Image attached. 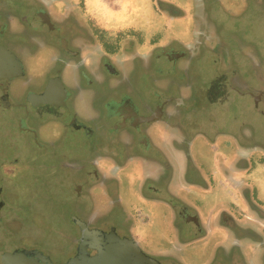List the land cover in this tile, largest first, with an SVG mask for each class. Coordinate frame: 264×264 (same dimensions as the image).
<instances>
[{"label":"flooded vegetation","instance_id":"obj_1","mask_svg":"<svg viewBox=\"0 0 264 264\" xmlns=\"http://www.w3.org/2000/svg\"><path fill=\"white\" fill-rule=\"evenodd\" d=\"M24 1L28 9L0 0V116L14 113L9 147L13 134L27 135L34 167L54 160L43 184L56 192H43L72 245L79 219L124 232L161 264H264V40L236 26L227 37L211 9L208 28L199 0L185 8L159 0L172 33L144 52L133 36L108 35L142 25L132 21L135 0L110 9L100 0ZM2 157L0 211L17 198L10 186L23 165L12 148ZM114 215L122 223L104 221ZM155 219L164 236L153 235ZM42 250L5 251L1 264L7 253L49 257Z\"/></svg>","mask_w":264,"mask_h":264},{"label":"rangeland","instance_id":"obj_2","mask_svg":"<svg viewBox=\"0 0 264 264\" xmlns=\"http://www.w3.org/2000/svg\"><path fill=\"white\" fill-rule=\"evenodd\" d=\"M103 1L108 3V5H105L102 3V0H100V3L104 7L103 9H110L113 7V0ZM158 1L159 0H135L134 4H136L135 10L137 13L134 12L135 14H133V12H131L132 21L134 20V22H137V20L140 19L142 21V25L138 26L136 24V26L128 30L130 32H123L122 34H117L116 31H120L122 28L121 26L116 25L114 32H108V35L113 37H116L117 35L133 36V40L139 42L136 47L140 50L144 49V52L153 50L156 45L155 41L157 39H160L158 44L165 43L172 33L171 25L169 24V21H167L161 16V13H159L156 7V4L159 3ZM199 1L203 3L199 8L194 5V7H196L195 11L197 9L200 12L204 11V13L207 14L206 10L211 9L210 13L215 15V18L224 22L223 28L224 26H227L224 28L228 32L226 33L227 37L231 36L232 33L234 34L233 29L236 26L237 31L241 36L246 35L250 38L254 37L261 42L264 40V0H236L239 6H235V4L232 3L230 5L231 7L228 5L229 0H221L223 2L222 5H220V0ZM144 2L147 3L145 5L147 11L142 10L144 9ZM179 3L184 8L187 6V3L183 0H180ZM15 4L28 9L26 7L25 1L22 2V0H15ZM227 7L232 10V14L228 13V11H223L225 8L228 10ZM139 10L141 11L139 12ZM139 14L141 15V18ZM187 14L190 19L193 17V13L191 12V9L188 10V7ZM202 19L205 21V24L208 28H212V30L214 29L215 23L209 21L208 14L202 16ZM158 31L164 32L162 33ZM242 54L245 58H249L250 60L252 59L254 62L252 53L248 49H245V46L242 47ZM211 72L212 69H209L208 72L206 71V75L210 74ZM252 73L256 75L254 70ZM240 103L241 101L237 100L238 107H240L244 111V114H246L247 107L241 105ZM243 103L252 107V103L249 100H243ZM13 115L14 113H8L0 116V157L3 158V154L6 156V158H8V150L12 148L14 152L18 153L23 165L21 166V169L18 171L17 175L14 177L15 179L13 180V186H10V188L16 189L15 197L17 198L9 200L5 209L0 211V264L1 255L5 251L12 252L16 249H21L22 247L25 249L40 247L47 252L46 253L44 250H42L52 259L55 264L67 262L76 253L77 245L81 235L80 232L75 229L74 238L76 241L72 245L67 234L62 231V228L64 227V221L61 222L59 217L60 215L57 212H54L53 209H47V206L51 207L53 203L49 202L48 195L43 191L50 190V193H55L56 186L55 184H51L48 185L47 188V185H44L43 183H46L47 179H49L51 176L50 171L46 167L53 165L54 160L45 156L40 160V163H43L44 165H41V168L34 167L32 159L36 152L34 153V150L31 146L32 140H30V137L27 135L13 134L15 142H11L12 145L9 147V130L6 124L10 119H12ZM255 115L256 114H254V116ZM251 117L253 116L251 115ZM10 131L12 132V130ZM5 169L6 168H4V170ZM1 172H4L3 169ZM56 180V182H58V178ZM227 200L229 199L225 197V202ZM206 202H209L208 204L213 206L214 201L211 196ZM43 217L45 218L43 220L45 222L47 221L46 223L49 225L45 226L41 222ZM107 217L108 218H104L105 222L114 221L116 224L122 223L124 219L121 216L115 215ZM161 224L162 220L155 219V225L152 227L153 230H155L153 235L156 234L158 237L165 235L164 227ZM97 228L105 231V226H100ZM118 233L120 236L124 235V232L118 231ZM139 236L137 235L138 238H143V235L139 234ZM54 252H60L61 254Z\"/></svg>","mask_w":264,"mask_h":264},{"label":"water","instance_id":"obj_3","mask_svg":"<svg viewBox=\"0 0 264 264\" xmlns=\"http://www.w3.org/2000/svg\"><path fill=\"white\" fill-rule=\"evenodd\" d=\"M74 221L80 229L81 237L76 253L64 264H161L145 254L134 240L120 236L115 230L105 232L90 229L79 219ZM3 264L55 263L39 251H22L5 254Z\"/></svg>","mask_w":264,"mask_h":264}]
</instances>
